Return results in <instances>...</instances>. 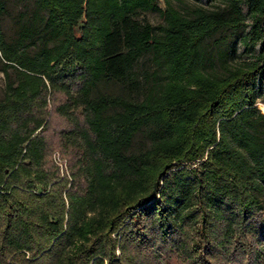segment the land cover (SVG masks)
<instances>
[{"label":"trees","instance_id":"1","mask_svg":"<svg viewBox=\"0 0 264 264\" xmlns=\"http://www.w3.org/2000/svg\"><path fill=\"white\" fill-rule=\"evenodd\" d=\"M163 1L0 0V264H264V0Z\"/></svg>","mask_w":264,"mask_h":264},{"label":"rangeland","instance_id":"2","mask_svg":"<svg viewBox=\"0 0 264 264\" xmlns=\"http://www.w3.org/2000/svg\"><path fill=\"white\" fill-rule=\"evenodd\" d=\"M191 2H194V0H192ZM159 6L160 7H164V1L163 0H159ZM141 18L144 17L145 19H147L150 23L152 24H158L161 22L160 17L158 16L157 13L155 12H145L143 14H141L140 16ZM3 28L4 31L6 33H10L12 30V24L11 21L9 19H5L4 23H3ZM3 86H4V72L1 69V63H0V98L2 96L3 93ZM258 107L261 109L262 112H264V102H258ZM53 157L55 159V161L63 168H65L66 166V161L60 157V155L55 152L53 154Z\"/></svg>","mask_w":264,"mask_h":264}]
</instances>
